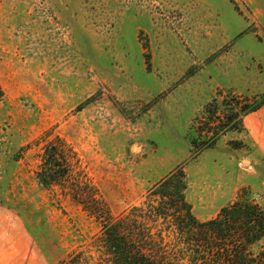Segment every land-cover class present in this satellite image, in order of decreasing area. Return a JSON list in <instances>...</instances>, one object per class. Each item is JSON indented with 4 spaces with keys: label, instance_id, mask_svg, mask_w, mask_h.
<instances>
[{
    "label": "rangeland",
    "instance_id": "rangeland-1",
    "mask_svg": "<svg viewBox=\"0 0 264 264\" xmlns=\"http://www.w3.org/2000/svg\"><path fill=\"white\" fill-rule=\"evenodd\" d=\"M0 89L7 264L18 244L20 264H106L77 181L114 217L177 169L200 222L241 200L264 212V158L244 121L264 100V0H0ZM57 139L72 179L43 188Z\"/></svg>",
    "mask_w": 264,
    "mask_h": 264
},
{
    "label": "trees",
    "instance_id": "trees-1",
    "mask_svg": "<svg viewBox=\"0 0 264 264\" xmlns=\"http://www.w3.org/2000/svg\"><path fill=\"white\" fill-rule=\"evenodd\" d=\"M263 106L264 100L248 108L246 114ZM61 143L57 139L44 149L36 173L43 188L72 179L70 151ZM79 185L77 181L71 190L73 199L101 224L99 244L95 245L106 264H264L262 208L241 200L222 208L216 219L200 222L186 198L188 184L183 170L169 174L149 191L146 202L117 217L96 194L82 192ZM162 223L166 228L160 226ZM167 239L176 243L168 244ZM83 257L82 253H72L58 264H84Z\"/></svg>",
    "mask_w": 264,
    "mask_h": 264
},
{
    "label": "crops",
    "instance_id": "crops-1",
    "mask_svg": "<svg viewBox=\"0 0 264 264\" xmlns=\"http://www.w3.org/2000/svg\"><path fill=\"white\" fill-rule=\"evenodd\" d=\"M244 121L247 131L250 133L255 144L259 147L264 158V106L258 111L247 115ZM22 246L23 244H18L17 246L21 257L16 260V264H20V258L23 260L24 257L29 256V253L25 252ZM0 264H7L3 253L0 257Z\"/></svg>",
    "mask_w": 264,
    "mask_h": 264
}]
</instances>
